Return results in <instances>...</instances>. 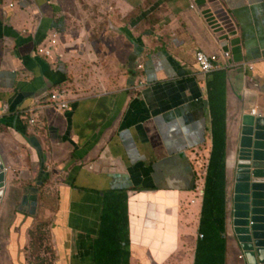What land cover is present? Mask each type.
Returning a JSON list of instances; mask_svg holds the SVG:
<instances>
[{
	"label": "crops",
	"instance_id": "crops-1",
	"mask_svg": "<svg viewBox=\"0 0 264 264\" xmlns=\"http://www.w3.org/2000/svg\"><path fill=\"white\" fill-rule=\"evenodd\" d=\"M73 1L0 0V264H194L212 87L225 102L224 264H243L231 188L242 117L264 118V0ZM54 33L59 59L38 52ZM197 51L229 52L227 67L203 74ZM65 88L70 109L51 106ZM104 219L120 227L113 244H100ZM113 245L125 263L105 257Z\"/></svg>",
	"mask_w": 264,
	"mask_h": 264
},
{
	"label": "water",
	"instance_id": "water-1",
	"mask_svg": "<svg viewBox=\"0 0 264 264\" xmlns=\"http://www.w3.org/2000/svg\"><path fill=\"white\" fill-rule=\"evenodd\" d=\"M236 155L231 188V226L238 245L234 258L243 264H264L263 117H242ZM3 176L0 172V188Z\"/></svg>",
	"mask_w": 264,
	"mask_h": 264
},
{
	"label": "trees",
	"instance_id": "trees-1",
	"mask_svg": "<svg viewBox=\"0 0 264 264\" xmlns=\"http://www.w3.org/2000/svg\"><path fill=\"white\" fill-rule=\"evenodd\" d=\"M209 112L211 117L212 148L206 175L204 178L201 216L199 223V234L202 238L198 239L195 251L194 264H224L225 263V239L223 237L225 220V102L224 92H217L215 87L208 92ZM106 199L110 205L117 208L120 201L124 199V192H109ZM112 212H115L112 208ZM106 220V221H105ZM113 223L111 219L107 222L104 219L101 223L100 244L106 242L107 237H117L120 233V227L111 229ZM118 239V238H117ZM121 239V238H120ZM123 239H121L122 241ZM101 246V245H100ZM100 249L99 247H97ZM96 248V249H97ZM99 250H96L95 260L99 262L103 256ZM109 260L115 257L126 261L127 252L124 248L119 250L113 245L112 250L105 253Z\"/></svg>",
	"mask_w": 264,
	"mask_h": 264
},
{
	"label": "built area",
	"instance_id": "built-area-1",
	"mask_svg": "<svg viewBox=\"0 0 264 264\" xmlns=\"http://www.w3.org/2000/svg\"><path fill=\"white\" fill-rule=\"evenodd\" d=\"M12 7L13 5L10 4ZM49 46H43L38 48V52L47 57L51 58L52 55L55 53L59 57L56 58H61V55L58 53L59 52V45H58V36L57 33H54L50 35V38L48 39ZM230 58L229 52H222L220 55L217 54H206L201 51H197L195 54V59L196 62L200 68V71L203 74H209L214 71L224 69L227 67L226 61ZM141 68V66H139ZM67 92L68 90H59L54 93H52L49 97V104L53 107H56L60 110H69L70 106L67 101ZM254 110H252V114H254ZM30 123H35V119L32 118L30 120ZM199 237L202 238V235L199 234Z\"/></svg>",
	"mask_w": 264,
	"mask_h": 264
},
{
	"label": "rangeland",
	"instance_id": "rangeland-1",
	"mask_svg": "<svg viewBox=\"0 0 264 264\" xmlns=\"http://www.w3.org/2000/svg\"><path fill=\"white\" fill-rule=\"evenodd\" d=\"M80 1H81L82 4H86V1H85V0H80ZM66 2H69V3H67V4L70 5L71 8H73V6L76 5V4L74 3L75 1H73V0H66ZM77 2H78V0H77ZM87 2H88V1H87ZM88 3H89V2H88ZM89 4H90V3H89ZM65 89H66V88H65ZM66 90H67V89H66ZM43 232H44V231H43Z\"/></svg>",
	"mask_w": 264,
	"mask_h": 264
}]
</instances>
